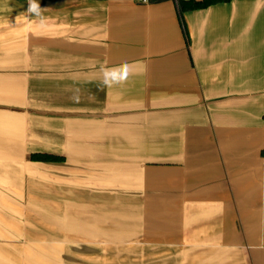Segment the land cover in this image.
Wrapping results in <instances>:
<instances>
[{"label": "crops", "instance_id": "0c3cea01", "mask_svg": "<svg viewBox=\"0 0 264 264\" xmlns=\"http://www.w3.org/2000/svg\"><path fill=\"white\" fill-rule=\"evenodd\" d=\"M39 2L0 0V264H264V0Z\"/></svg>", "mask_w": 264, "mask_h": 264}, {"label": "clouds", "instance_id": "9594fccd", "mask_svg": "<svg viewBox=\"0 0 264 264\" xmlns=\"http://www.w3.org/2000/svg\"><path fill=\"white\" fill-rule=\"evenodd\" d=\"M46 8H42L39 0H28V8L26 14H30L38 18L40 26H44L46 17L43 16V12ZM102 74L101 84L104 88H112L114 86L124 85L129 78L134 75V69L128 62H123L117 66L108 67L101 65L99 68ZM79 89L76 90L77 94H74L72 99L74 102L79 103Z\"/></svg>", "mask_w": 264, "mask_h": 264}, {"label": "trees", "instance_id": "16d2710c", "mask_svg": "<svg viewBox=\"0 0 264 264\" xmlns=\"http://www.w3.org/2000/svg\"><path fill=\"white\" fill-rule=\"evenodd\" d=\"M219 1H227V0H179V6L181 9V12H183L188 9L205 7V6H208L212 3L219 2ZM31 158L35 160H58L60 159L59 156H56L51 153H33L31 155Z\"/></svg>", "mask_w": 264, "mask_h": 264}, {"label": "rangeland", "instance_id": "374dc122", "mask_svg": "<svg viewBox=\"0 0 264 264\" xmlns=\"http://www.w3.org/2000/svg\"><path fill=\"white\" fill-rule=\"evenodd\" d=\"M117 255H113V256H109V260L110 259H113L114 257H116ZM126 256V255H125ZM120 258H121V255H120ZM115 259V258H114ZM64 261V260H63Z\"/></svg>", "mask_w": 264, "mask_h": 264}, {"label": "built area", "instance_id": "2783aa9c", "mask_svg": "<svg viewBox=\"0 0 264 264\" xmlns=\"http://www.w3.org/2000/svg\"><path fill=\"white\" fill-rule=\"evenodd\" d=\"M138 1H142V2H149L150 0H138Z\"/></svg>", "mask_w": 264, "mask_h": 264}]
</instances>
